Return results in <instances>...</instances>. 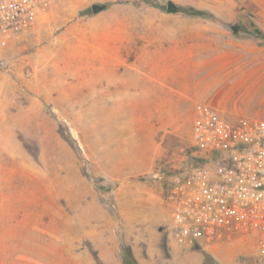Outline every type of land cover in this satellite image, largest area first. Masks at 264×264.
<instances>
[{
    "label": "rangeland",
    "instance_id": "374dc122",
    "mask_svg": "<svg viewBox=\"0 0 264 264\" xmlns=\"http://www.w3.org/2000/svg\"><path fill=\"white\" fill-rule=\"evenodd\" d=\"M168 1L61 0L0 41V264H257L174 246L167 195L197 103L264 114V0Z\"/></svg>",
    "mask_w": 264,
    "mask_h": 264
},
{
    "label": "built area",
    "instance_id": "2783aa9c",
    "mask_svg": "<svg viewBox=\"0 0 264 264\" xmlns=\"http://www.w3.org/2000/svg\"><path fill=\"white\" fill-rule=\"evenodd\" d=\"M60 1L0 0V41L28 30ZM192 133L204 160L169 190V240L177 247L250 240L264 264V118L233 119L199 102Z\"/></svg>",
    "mask_w": 264,
    "mask_h": 264
},
{
    "label": "trees",
    "instance_id": "16d2710c",
    "mask_svg": "<svg viewBox=\"0 0 264 264\" xmlns=\"http://www.w3.org/2000/svg\"><path fill=\"white\" fill-rule=\"evenodd\" d=\"M204 160V159H201ZM124 264H140L131 246L124 248Z\"/></svg>",
    "mask_w": 264,
    "mask_h": 264
},
{
    "label": "water",
    "instance_id": "95a60500",
    "mask_svg": "<svg viewBox=\"0 0 264 264\" xmlns=\"http://www.w3.org/2000/svg\"><path fill=\"white\" fill-rule=\"evenodd\" d=\"M102 10V7L100 5H94L93 6V11L94 12H99ZM167 11L168 12H177L178 11V5L173 2L172 0L168 1V6H167Z\"/></svg>",
    "mask_w": 264,
    "mask_h": 264
},
{
    "label": "crops",
    "instance_id": "0c3cea01",
    "mask_svg": "<svg viewBox=\"0 0 264 264\" xmlns=\"http://www.w3.org/2000/svg\"><path fill=\"white\" fill-rule=\"evenodd\" d=\"M223 111V110H222ZM225 112V111H223ZM226 113V112H225ZM240 115H251V116H257V117H262L264 118V114L263 113H257V111H249L248 113H235L233 117V119H236L237 117H239ZM230 117V116H229ZM175 246V245H174Z\"/></svg>",
    "mask_w": 264,
    "mask_h": 264
}]
</instances>
